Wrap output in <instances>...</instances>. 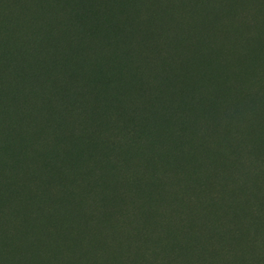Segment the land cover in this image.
Masks as SVG:
<instances>
[{"label":"rangeland","instance_id":"rangeland-1","mask_svg":"<svg viewBox=\"0 0 264 264\" xmlns=\"http://www.w3.org/2000/svg\"><path fill=\"white\" fill-rule=\"evenodd\" d=\"M82 6L0 55V264H264V0Z\"/></svg>","mask_w":264,"mask_h":264},{"label":"trees","instance_id":"trees-1","mask_svg":"<svg viewBox=\"0 0 264 264\" xmlns=\"http://www.w3.org/2000/svg\"><path fill=\"white\" fill-rule=\"evenodd\" d=\"M89 0H0V55L13 51L10 44L12 40L22 41L26 44L25 52H33L37 44L50 40L53 34L51 26L56 23L74 24L75 11L80 9L82 16H88L83 6ZM83 22H75L71 31L66 32L62 38V45L69 46L72 38L78 35L82 41L87 34ZM43 36V37H40ZM87 36V35H86ZM4 37V38H3ZM45 37V38H44ZM42 38V40H41ZM85 41V39H84ZM85 43H83L84 45ZM70 51V49H67ZM73 52V51H72ZM45 53V52H44ZM75 53H78L76 50ZM0 70V80L2 78Z\"/></svg>","mask_w":264,"mask_h":264}]
</instances>
